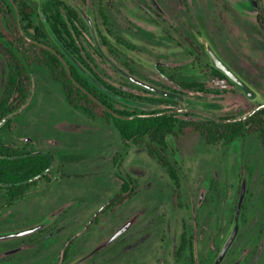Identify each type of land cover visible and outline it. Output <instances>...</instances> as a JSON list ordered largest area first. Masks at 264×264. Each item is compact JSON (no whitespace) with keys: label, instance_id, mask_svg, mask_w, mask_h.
Listing matches in <instances>:
<instances>
[{"label":"rangeland","instance_id":"rangeland-1","mask_svg":"<svg viewBox=\"0 0 264 264\" xmlns=\"http://www.w3.org/2000/svg\"><path fill=\"white\" fill-rule=\"evenodd\" d=\"M26 1L43 25L41 0ZM65 1L83 22L77 42L93 70L144 99L128 101L132 110L177 111L184 127L167 137L164 153L176 179L150 154L149 140L123 141L111 122L71 106L49 68L31 63L29 95L1 136L53 161L49 178L23 197L10 201L0 189V264H264L259 137L211 145L191 126L264 111V0ZM210 50L252 97L215 74ZM120 71L174 94L177 103ZM7 75L0 53V96ZM117 172L134 182L119 202Z\"/></svg>","mask_w":264,"mask_h":264},{"label":"trees","instance_id":"trees-1","mask_svg":"<svg viewBox=\"0 0 264 264\" xmlns=\"http://www.w3.org/2000/svg\"><path fill=\"white\" fill-rule=\"evenodd\" d=\"M41 6L43 25L36 23L35 11L26 0H4L2 5L0 3V53L8 67L4 92L0 96V189L7 191L10 201L19 199L39 180L48 179L51 171L53 158L50 154L14 148L7 145L1 136V131L12 128L13 114L29 95L28 67L34 62L51 70L54 78L62 84L71 106L83 110L92 119L102 117L111 122L127 143L141 145L149 140L150 154L176 179V171L164 153L167 137L184 127L177 111H138L134 107L132 110L128 101L143 103L144 99L118 89L93 70L77 42L83 25L77 11L65 0H41ZM258 19L264 25L261 15ZM68 54L121 99L86 77ZM215 74L225 77L218 70ZM182 86L198 92L205 91L204 85L198 82H185ZM163 100L177 103L173 99ZM117 104L123 108H117ZM191 126L211 145L254 134L264 147V111H253L244 120L207 119ZM114 162L117 168L119 159L116 157ZM117 174L123 181L121 191L124 194L117 199L119 202L133 191L134 182L130 176L125 179L119 172Z\"/></svg>","mask_w":264,"mask_h":264},{"label":"water","instance_id":"water-1","mask_svg":"<svg viewBox=\"0 0 264 264\" xmlns=\"http://www.w3.org/2000/svg\"><path fill=\"white\" fill-rule=\"evenodd\" d=\"M66 53H68L65 50ZM70 56V54H68ZM210 56L212 59V63L214 65V68L217 69L218 71H220L221 73H223L226 77H228L232 82H234L238 87H240L245 93H247V95L249 97H252V92L249 89V87L247 86V84L230 68V66L218 55L216 54L213 50H210ZM71 59L73 60V62L75 63V65H77V67L82 71V73L88 77L91 81H93L95 84H97L101 89L107 91L108 93H110L112 96L116 97L117 99H121L119 96H116L114 93H112L110 90H108L107 88L104 87L103 84H101L100 82H98V80L92 76L90 73H88L79 63L78 61H76L74 58H72V56H70ZM125 77H127L130 81H132L133 83L149 90L152 91L154 93H157L161 96H164L166 98H171V99H175L176 96L174 94H171L167 91L158 89L154 86H151L149 84H146L138 79H136L135 77L120 71Z\"/></svg>","mask_w":264,"mask_h":264}]
</instances>
